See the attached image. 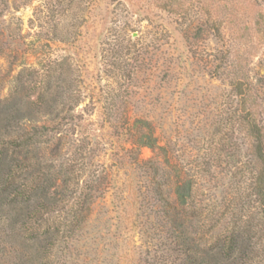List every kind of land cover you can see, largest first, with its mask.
Instances as JSON below:
<instances>
[{
	"label": "rangeland",
	"instance_id": "rangeland-1",
	"mask_svg": "<svg viewBox=\"0 0 264 264\" xmlns=\"http://www.w3.org/2000/svg\"><path fill=\"white\" fill-rule=\"evenodd\" d=\"M211 1L175 0L172 11L167 0H0V100L61 98L4 138L48 125L40 150L79 184L69 204L97 196L45 257L9 241L0 214V264H264L260 162L243 120L250 110L264 128V0L199 13ZM137 119L155 148L137 143Z\"/></svg>",
	"mask_w": 264,
	"mask_h": 264
},
{
	"label": "trees",
	"instance_id": "trees-1",
	"mask_svg": "<svg viewBox=\"0 0 264 264\" xmlns=\"http://www.w3.org/2000/svg\"><path fill=\"white\" fill-rule=\"evenodd\" d=\"M215 1L203 4L199 13L203 11L209 14V6L212 7ZM174 4L175 0H167L164 7L179 11V5ZM182 10L187 15L188 9ZM200 21L201 25H212L215 37H222V26L218 20L214 19L210 23L206 18ZM186 36L189 38L190 35ZM234 87L245 97L247 89L244 88V83L235 82ZM60 99V95L55 96L52 91V98L42 93L38 100L28 102L26 106H22V102L17 98L0 100V214L3 216V226L11 230L9 241H21V236L28 247L34 242L40 250L38 255L42 257L52 255V250L58 245L60 238L67 237L68 241L76 229L85 223V213L89 211L97 196L90 191L80 192L75 196L77 200L69 204V192L75 189L70 187V184H79L74 180L73 169L66 166L55 169V165L48 163L40 150V143L44 141L41 138L49 134L48 125H33L18 137L4 138V135L10 136L11 127L18 126L24 120H39V114L54 113ZM243 120L254 139V150L260 162L255 187L264 205V128L256 122L250 110L245 113ZM137 121L145 124L142 129L140 127L142 132L137 143L140 146L155 148L157 142L149 123L142 119ZM60 151L61 145L57 143L52 155ZM79 157L81 156L74 159ZM74 166L77 167L76 164L72 167ZM59 179L61 183H58ZM94 187L98 188L97 182ZM89 189L92 190L93 185L89 186ZM191 190L190 180H183L178 184L176 193L181 204L188 202Z\"/></svg>",
	"mask_w": 264,
	"mask_h": 264
}]
</instances>
